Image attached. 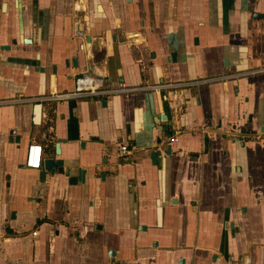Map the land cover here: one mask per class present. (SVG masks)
I'll return each instance as SVG.
<instances>
[{
    "label": "crops",
    "instance_id": "1",
    "mask_svg": "<svg viewBox=\"0 0 264 264\" xmlns=\"http://www.w3.org/2000/svg\"><path fill=\"white\" fill-rule=\"evenodd\" d=\"M0 264H264V0H0Z\"/></svg>",
    "mask_w": 264,
    "mask_h": 264
},
{
    "label": "built area",
    "instance_id": "2",
    "mask_svg": "<svg viewBox=\"0 0 264 264\" xmlns=\"http://www.w3.org/2000/svg\"><path fill=\"white\" fill-rule=\"evenodd\" d=\"M201 83L206 81H200ZM198 82L194 83H186L184 85H193L197 84ZM120 87L122 88V92L126 93L128 92V88L125 87L122 83L120 84ZM155 88H161L164 89V85H157ZM128 89V90H127ZM112 92L108 90L104 83L102 82V79L95 74L89 72L88 70H85L81 72V76H78L74 78L73 81V88L70 91L64 92L59 95H55V99L59 100H72V99H80L85 97H102L107 96L111 94ZM32 121H38L40 119V110L37 108V106L33 107L32 109V115H31ZM120 153H126L127 148L126 146L120 147ZM42 160V150L39 145H28L26 158H25V165L28 168H39ZM37 233V231H34L33 234Z\"/></svg>",
    "mask_w": 264,
    "mask_h": 264
},
{
    "label": "water",
    "instance_id": "3",
    "mask_svg": "<svg viewBox=\"0 0 264 264\" xmlns=\"http://www.w3.org/2000/svg\"><path fill=\"white\" fill-rule=\"evenodd\" d=\"M24 41H25V43H31L33 41V39H26L25 38ZM1 48L5 49V50H9L10 46L9 45H2ZM72 62H73V65L75 67H77L75 65V62H76L75 58L72 60ZM78 76H81V73L70 74L71 78H76ZM161 119L163 120L164 118L162 116L159 117V119H158L159 121L157 123H159L161 121ZM160 141H161V129H159V134H158L157 139H156V144H159ZM168 150H170L169 146L167 147V151ZM56 152H57V150H56ZM158 155H159L158 151H153L151 153V159L153 161H155ZM41 163H42V169L40 170V173H39L41 181L44 180L45 174H48L50 176H53L56 173L68 175L70 172V167H64L63 159L45 158V159L41 160ZM86 170L87 169L85 167H81L76 176H71L69 178V183H76L78 181L84 182ZM12 217H15V211L12 212ZM9 231H11V230H9Z\"/></svg>",
    "mask_w": 264,
    "mask_h": 264
}]
</instances>
